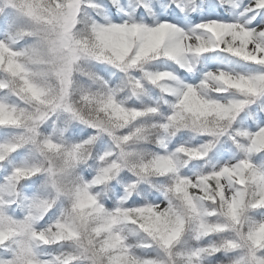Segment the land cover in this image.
<instances>
[{
  "label": "snow or ice",
  "instance_id": "snow-or-ice-1",
  "mask_svg": "<svg viewBox=\"0 0 264 264\" xmlns=\"http://www.w3.org/2000/svg\"><path fill=\"white\" fill-rule=\"evenodd\" d=\"M0 264H264V0H0Z\"/></svg>",
  "mask_w": 264,
  "mask_h": 264
}]
</instances>
